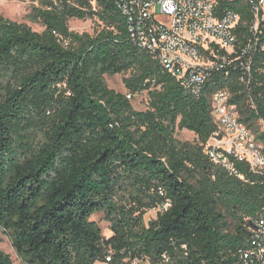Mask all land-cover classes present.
Returning a JSON list of instances; mask_svg holds the SVG:
<instances>
[{
	"label": "trees",
	"instance_id": "obj_1",
	"mask_svg": "<svg viewBox=\"0 0 264 264\" xmlns=\"http://www.w3.org/2000/svg\"><path fill=\"white\" fill-rule=\"evenodd\" d=\"M36 1L40 32L0 15V229L15 253L25 264L236 262L264 217V170L237 162L241 180L207 157L210 97L228 90L264 146V21L253 35L246 0H217L240 14L236 46L256 41L252 77L246 86L238 69L215 71L195 96L133 41L114 0ZM72 18L97 28L72 31ZM106 74H128L126 93ZM141 92L146 108L135 110L127 95ZM98 212L107 237L90 218ZM0 264H12L1 250Z\"/></svg>",
	"mask_w": 264,
	"mask_h": 264
},
{
	"label": "built area",
	"instance_id": "obj_2",
	"mask_svg": "<svg viewBox=\"0 0 264 264\" xmlns=\"http://www.w3.org/2000/svg\"><path fill=\"white\" fill-rule=\"evenodd\" d=\"M253 19L248 24L255 35L264 21V0H246ZM125 18L133 41L153 56L161 66L193 95L215 71L239 70V80L248 86L252 77V52L256 41L248 39L236 46L240 14L217 10V0H114ZM264 50V46L261 47ZM264 70V67H263ZM130 95H127L129 97ZM230 93L216 89L210 97L211 115L217 128L209 137L205 154L229 175L244 179L237 162L255 172L264 170V153L237 110L229 102ZM263 129L264 122L262 121ZM166 201L157 209H166ZM251 237L238 250L233 264H264V217L253 221ZM165 258V256H164ZM109 257L106 258L109 261ZM167 260V258H165Z\"/></svg>",
	"mask_w": 264,
	"mask_h": 264
},
{
	"label": "rangeland",
	"instance_id": "obj_3",
	"mask_svg": "<svg viewBox=\"0 0 264 264\" xmlns=\"http://www.w3.org/2000/svg\"><path fill=\"white\" fill-rule=\"evenodd\" d=\"M38 5L39 4L36 0H0V15H2L4 18H8L19 23H25L32 30L40 32L43 30L44 27L38 20H35L32 15V8ZM68 27L70 30L78 33L88 32L92 34L94 29L97 28V22L96 19L91 18H86L84 20L72 18L68 20ZM126 76H128V74H106L104 75V81L109 88H112L117 92L126 93V89L123 84V78ZM129 98L132 107L135 110H144L146 108V92L131 95L129 96ZM250 131L253 133L252 130ZM31 135L35 138L37 142L42 140L41 131L38 129H35L33 133H31ZM175 137L180 141H185L189 143L196 142V136L194 135V133L186 129H176ZM263 148L264 146L260 144L259 151L261 152ZM262 168H264V166ZM157 211V208L147 211L144 215V222L147 223L149 220L154 219L156 217ZM90 218L98 223L104 236L107 237L110 235L109 223L103 219L104 217L101 212L94 213ZM0 250L10 255L12 264H25L21 260V258L15 253L8 237L2 233L1 229ZM94 264H104V262L96 261ZM133 264L150 263L148 261H135L133 262Z\"/></svg>",
	"mask_w": 264,
	"mask_h": 264
},
{
	"label": "water",
	"instance_id": "obj_4",
	"mask_svg": "<svg viewBox=\"0 0 264 264\" xmlns=\"http://www.w3.org/2000/svg\"><path fill=\"white\" fill-rule=\"evenodd\" d=\"M250 234V232H248V235Z\"/></svg>",
	"mask_w": 264,
	"mask_h": 264
},
{
	"label": "crops",
	"instance_id": "obj_5",
	"mask_svg": "<svg viewBox=\"0 0 264 264\" xmlns=\"http://www.w3.org/2000/svg\"><path fill=\"white\" fill-rule=\"evenodd\" d=\"M104 264H107V263H104Z\"/></svg>",
	"mask_w": 264,
	"mask_h": 264
}]
</instances>
